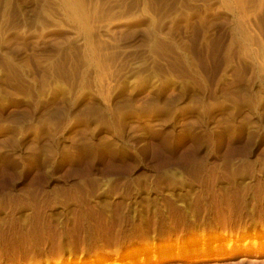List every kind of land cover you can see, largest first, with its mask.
<instances>
[{"label": "rangeland", "instance_id": "rangeland-1", "mask_svg": "<svg viewBox=\"0 0 264 264\" xmlns=\"http://www.w3.org/2000/svg\"><path fill=\"white\" fill-rule=\"evenodd\" d=\"M247 1L0 0V264H264Z\"/></svg>", "mask_w": 264, "mask_h": 264}, {"label": "bare ground", "instance_id": "bare-ground-1", "mask_svg": "<svg viewBox=\"0 0 264 264\" xmlns=\"http://www.w3.org/2000/svg\"><path fill=\"white\" fill-rule=\"evenodd\" d=\"M242 5H244V6H247L248 7V1L247 0H238ZM246 7V8H247ZM253 232H252V234L255 236V239L258 237V236H260V234H261V232H263V235H264V230L263 231H260V230H258V229H254V230H252ZM210 233V234H209ZM247 234H248V232H246L245 233V235L247 236ZM218 235L215 233V232H213V231H200V232H198V236H195V237H192V236H188V235H183L181 238H180V240H181V242H183V246H179L178 247V249H177V251H174V250H172V249H170V250H168L169 248H166V250H163V251H165V252H163V253H161L160 255H157V252H155L154 253V257H156V258H158V257H161V256H170V255H178V254H182V253H186V254H192V252L193 253H196V251L198 250V249H201L202 250V253H203V255L204 254H206V252L210 249V246H208L207 244H209V243H207V241L208 240H210V239H213V240H217V237ZM200 237V238H199ZM208 237V238H207ZM199 239H202V240H204V242H203V244H202V246H201V248L199 247V248H197L196 247V244H197V242H198V240ZM214 242V241H213ZM169 243L172 245L173 244V242H170L169 241ZM168 243V244H169ZM215 243V242H214ZM264 244V241L262 242H256V240L255 241H253V244L255 245V246H259L260 244ZM151 244H153V247H157V243L156 242H151ZM244 245H246V246H248L249 244L248 243H245ZM159 246V245H158ZM163 246V245H162ZM217 246V245H216ZM230 248H233L234 249V247L233 246H235L234 245V243H230L229 245H228ZM174 247V246H173ZM138 249V251H137V253L139 252L140 254H139V260H144V259H146L143 255L144 254H146V249H147V247H142L141 249H139L140 248V246L139 247H137ZM160 248V247H159ZM164 248V247H163ZM218 248V247H217ZM257 250H258V248L257 247H255ZM133 249V248H132ZM222 249V248H221ZM131 250V249H130ZM197 254V253H196ZM70 255V254H69ZM129 255H131L130 253H129ZM128 255V256H129ZM132 255H134V254H132ZM131 255V256H132ZM197 258L198 257H200V255H195ZM70 257V256H69ZM99 257V256H98ZM224 257V256H223ZM88 259V258H87ZM90 260V259H89ZM59 261V260H58ZM57 261V262H58ZM128 261L129 262H124V264H129L130 262H133L132 260H129L128 259ZM61 262H62V260H61ZM59 263V262H58ZM119 264H121V263H119Z\"/></svg>", "mask_w": 264, "mask_h": 264}]
</instances>
